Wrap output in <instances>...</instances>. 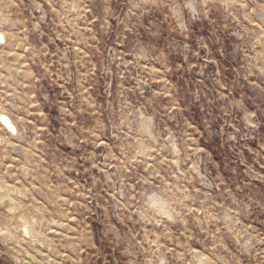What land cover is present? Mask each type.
<instances>
[{
  "label": "rangeland",
  "instance_id": "obj_1",
  "mask_svg": "<svg viewBox=\"0 0 264 264\" xmlns=\"http://www.w3.org/2000/svg\"><path fill=\"white\" fill-rule=\"evenodd\" d=\"M0 33V264H264V0H0Z\"/></svg>",
  "mask_w": 264,
  "mask_h": 264
},
{
  "label": "bare ground",
  "instance_id": "obj_2",
  "mask_svg": "<svg viewBox=\"0 0 264 264\" xmlns=\"http://www.w3.org/2000/svg\"><path fill=\"white\" fill-rule=\"evenodd\" d=\"M4 38H5L4 35L2 33H0V40H4ZM5 119L8 122L11 129H16V127L13 125L12 122H10L7 118H5Z\"/></svg>",
  "mask_w": 264,
  "mask_h": 264
},
{
  "label": "built area",
  "instance_id": "obj_3",
  "mask_svg": "<svg viewBox=\"0 0 264 264\" xmlns=\"http://www.w3.org/2000/svg\"><path fill=\"white\" fill-rule=\"evenodd\" d=\"M1 45V44H0Z\"/></svg>",
  "mask_w": 264,
  "mask_h": 264
}]
</instances>
